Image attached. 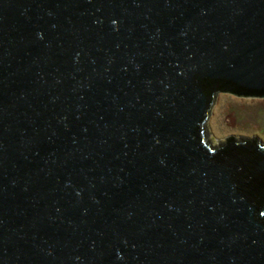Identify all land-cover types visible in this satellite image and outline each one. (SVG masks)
<instances>
[{
    "label": "water",
    "instance_id": "water-1",
    "mask_svg": "<svg viewBox=\"0 0 264 264\" xmlns=\"http://www.w3.org/2000/svg\"><path fill=\"white\" fill-rule=\"evenodd\" d=\"M264 0H0V264H264Z\"/></svg>",
    "mask_w": 264,
    "mask_h": 264
},
{
    "label": "rangeland",
    "instance_id": "rangeland-1",
    "mask_svg": "<svg viewBox=\"0 0 264 264\" xmlns=\"http://www.w3.org/2000/svg\"><path fill=\"white\" fill-rule=\"evenodd\" d=\"M205 124L209 145L226 138L257 139L264 145V98L219 93Z\"/></svg>",
    "mask_w": 264,
    "mask_h": 264
}]
</instances>
